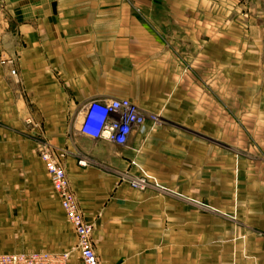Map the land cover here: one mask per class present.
Here are the masks:
<instances>
[{"label":"crops","instance_id":"0c3cea01","mask_svg":"<svg viewBox=\"0 0 264 264\" xmlns=\"http://www.w3.org/2000/svg\"><path fill=\"white\" fill-rule=\"evenodd\" d=\"M116 99L145 130L83 135ZM45 149L99 264H264V0H0V252L76 264Z\"/></svg>","mask_w":264,"mask_h":264},{"label":"built area","instance_id":"2783aa9c","mask_svg":"<svg viewBox=\"0 0 264 264\" xmlns=\"http://www.w3.org/2000/svg\"><path fill=\"white\" fill-rule=\"evenodd\" d=\"M11 74L15 75V71L12 70ZM144 120L136 106L127 99L93 102L80 120L79 130L91 138H101L116 145H125L132 126L140 127L141 132L145 130ZM40 157L65 218L76 235V249L79 252V261L76 264H99L92 243L93 227L83 218L64 168L46 149L42 151ZM131 185L143 188L146 182L140 178L133 180ZM71 254L70 251L0 252V264H69Z\"/></svg>","mask_w":264,"mask_h":264},{"label":"rangeland","instance_id":"374dc122","mask_svg":"<svg viewBox=\"0 0 264 264\" xmlns=\"http://www.w3.org/2000/svg\"><path fill=\"white\" fill-rule=\"evenodd\" d=\"M244 1V0H243Z\"/></svg>","mask_w":264,"mask_h":264}]
</instances>
